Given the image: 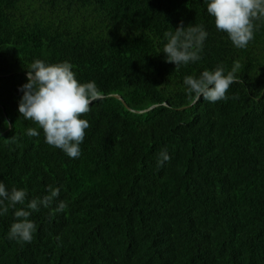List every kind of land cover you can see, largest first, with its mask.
I'll return each mask as SVG.
<instances>
[{"label":"trees","instance_id":"1","mask_svg":"<svg viewBox=\"0 0 264 264\" xmlns=\"http://www.w3.org/2000/svg\"><path fill=\"white\" fill-rule=\"evenodd\" d=\"M181 24L208 37L175 69L163 33ZM33 59L68 61L104 94L76 159L18 112ZM217 65L238 99L194 104L183 78ZM0 181L28 200L59 187L67 206L33 213L30 243L0 216V264H264V26L238 49L202 0H0Z\"/></svg>","mask_w":264,"mask_h":264},{"label":"clouds","instance_id":"2","mask_svg":"<svg viewBox=\"0 0 264 264\" xmlns=\"http://www.w3.org/2000/svg\"><path fill=\"white\" fill-rule=\"evenodd\" d=\"M205 11L213 18L216 30L227 34L232 45L244 49L254 39L256 31L264 26V0H202ZM208 32L203 25H178L175 30L163 33L162 52L166 62L175 69L201 60ZM160 51V52H161ZM27 82L19 86L22 93L18 112L25 120H31L42 130L44 142L59 149L67 157L76 159L81 155L89 121L81 118L90 111V105L103 97L94 80L79 82L68 61L48 63L33 59L26 68ZM235 69L226 71L222 65L203 70L198 76L183 78L186 93L193 103L201 98L209 103L238 99L227 95L231 85L237 83ZM29 137L41 134L36 127L28 128ZM171 159L166 149L157 156V166L162 167ZM46 194L27 199L23 188L6 187L0 181V216L12 210L14 222L7 237L22 243H30L37 225L30 219L41 208H50L52 214L61 213L67 207L58 200L61 189L48 186ZM55 203V208L51 206ZM19 205V207H17Z\"/></svg>","mask_w":264,"mask_h":264},{"label":"water","instance_id":"3","mask_svg":"<svg viewBox=\"0 0 264 264\" xmlns=\"http://www.w3.org/2000/svg\"><path fill=\"white\" fill-rule=\"evenodd\" d=\"M116 97H117V99L121 100L122 103L127 107V105L124 103V101L122 100V98H121L120 96L116 95ZM153 106H154V105H151L150 107H148V108H146V109H143V110H140V111H138V112H142V111H144V110H148V109L152 108ZM127 108H128V107H127Z\"/></svg>","mask_w":264,"mask_h":264}]
</instances>
